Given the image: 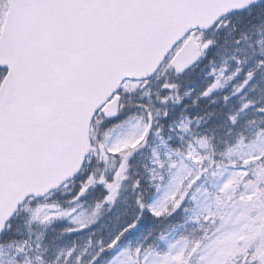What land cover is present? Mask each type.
I'll return each instance as SVG.
<instances>
[{"label": "snow or ice", "instance_id": "obj_1", "mask_svg": "<svg viewBox=\"0 0 264 264\" xmlns=\"http://www.w3.org/2000/svg\"><path fill=\"white\" fill-rule=\"evenodd\" d=\"M0 264H264V0H0Z\"/></svg>", "mask_w": 264, "mask_h": 264}]
</instances>
